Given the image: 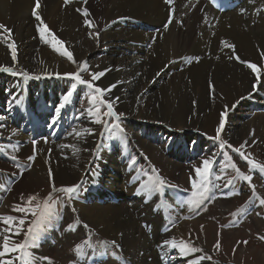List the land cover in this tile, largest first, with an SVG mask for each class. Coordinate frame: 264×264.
<instances>
[{
	"label": "bare ground",
	"instance_id": "6f19581e",
	"mask_svg": "<svg viewBox=\"0 0 264 264\" xmlns=\"http://www.w3.org/2000/svg\"><path fill=\"white\" fill-rule=\"evenodd\" d=\"M34 2L0 0V21L9 22L7 27L12 30L17 48L15 64L41 77L44 73L62 75L70 69L76 72V64L40 40L31 15ZM85 6L90 18L99 25L98 40L90 38L84 18L76 11ZM170 10H174L173 22L166 29ZM39 12L49 28L66 42L75 60L91 63V72L107 70L96 82L104 88L116 85L106 97L122 108L130 120L151 126L131 123L127 147H112L117 153L116 159L104 169L101 167L99 176L91 177L89 165L95 157L94 151L102 144L101 128L95 134H87L85 130L92 125L87 120L79 131L80 136L74 135L70 142L66 139L79 129L81 123L77 118L83 119L85 114L73 112L72 116L77 117L67 121L72 117L69 102L57 115L55 109L68 91L62 84L56 87L60 91L57 93L52 91L54 85L46 81L37 80L31 86L27 78L14 76L6 88L0 87V118L4 120L0 124V145L11 143L13 156L17 158L36 153L33 165L21 166L17 175L10 172L17 162L6 166L0 163V214L20 215L11 212V206L20 203L23 187L28 182L43 186L49 192L51 183L56 181L61 184L78 179L91 182L84 199L78 197L77 202L64 205L65 214L60 219L54 215L44 221L40 236L51 240L31 249L38 259L48 258L40 259V264H64L67 255V259H78L80 264H175L176 260L187 264L177 251L174 250L173 256L174 252L169 253L162 245L168 239L187 240L190 236L196 246L208 254H224L223 259L230 264H264V241L258 238L264 236V221L256 217L258 199L249 202L252 191L236 195L237 182L225 186L223 180L217 181L212 175L213 198L195 217L185 201L197 190L182 186L185 179H191L192 184L196 178L194 169L202 166L205 156L216 153L212 145L203 146L197 135L191 148L186 149L190 135L202 133L205 143H209L207 135L215 133L224 105L231 106L241 97L245 99L235 107L236 115H229L232 131L226 137L233 142L237 139L250 144L258 141L256 151L251 152L256 158L264 153V87L253 91L254 74L237 60L228 59L231 51L222 44V41L234 44L242 60L256 63L264 72V0H246L221 14L213 10L208 0H173L172 5H166L164 0H87L86 5L83 0H71L67 6L64 0H41ZM235 14L243 15L245 20ZM211 15L221 16L219 34L233 36L236 41L231 42L228 36L211 38L208 32ZM8 42L0 38V65L13 64ZM195 57H200L199 62ZM7 109L11 117L4 113ZM255 111L259 114L251 117ZM74 121L78 123L72 127ZM64 124L69 125L68 130H62ZM171 128L173 133H169ZM142 130H149L153 140L142 137ZM253 130L254 135H250ZM61 145H75L79 151ZM132 155L138 157L137 162H128ZM262 157L258 162H264ZM161 165L170 179L180 180L181 184L166 183L161 192L149 195L141 186L153 181L156 174L161 178L158 171ZM26 167L32 168L26 170ZM137 189H141L140 194ZM255 190L260 197L261 190ZM96 196L95 201L88 202ZM98 199L103 202L99 203ZM116 199L118 204L114 203ZM243 200L245 203L239 206ZM128 202L136 204L129 206ZM162 206L169 210V220L162 218ZM234 211L239 213L234 218H243L245 222L230 228L233 224L227 216ZM32 220L33 217L27 216L28 223ZM167 223H172V228L164 236L159 225ZM146 225L151 226L150 232ZM217 232L221 240L218 253L213 250ZM61 236L67 237L64 241L69 245L55 241ZM16 239L22 241L23 235ZM113 240L117 247L111 244ZM245 240L246 245H237L238 241ZM78 246L80 252L76 251ZM149 249L155 250L156 255ZM159 253H163V259Z\"/></svg>",
	"mask_w": 264,
	"mask_h": 264
},
{
	"label": "snow or ice",
	"instance_id": "6c2138e0",
	"mask_svg": "<svg viewBox=\"0 0 264 264\" xmlns=\"http://www.w3.org/2000/svg\"><path fill=\"white\" fill-rule=\"evenodd\" d=\"M71 0H64V5L67 6ZM166 5H172L173 0H164ZM84 5L87 4V0H83ZM41 7V0H35L34 7L32 9V17L36 21L35 27L39 34L40 40L51 47V49L58 53L61 57L66 58L68 61L77 65V71L74 73H65L63 74L66 77H69L73 83L70 85V89L66 92V94L62 97L59 106L56 107L55 112L57 115L61 112V110L66 107V105L70 102L71 97L74 94V91L77 89L78 85H82L90 90H92V95L90 97V102H92V107L88 108V114L91 117H94L93 123L103 125L105 128H113L119 130V132L123 133L125 130L121 127L119 123L121 117L124 115L123 113H117L114 110V101L104 99L105 94L110 92L112 88H115L116 85H110L107 88L98 86L95 82L100 80L103 77L107 70L91 72L90 65L87 61H77L74 59V54L72 51L68 50L65 46L66 42L60 39L48 26V24L42 18L39 9ZM76 11L82 15L84 18L83 24L89 29L90 38L99 39L100 31L99 25L96 24L91 18L90 11L85 6L83 8H77ZM171 15L169 16L168 23L165 25L167 29L168 25L173 22L174 10H170ZM113 21L112 23H115ZM96 29V31H92ZM7 34V35H4ZM0 38L5 41H10L7 43V48L11 51V60L13 64L17 63V48L15 41L12 40V30L8 28L6 25L0 24ZM223 47L227 48L231 51V55L228 56V59H235L242 65H245L248 69L251 70V73L254 74V82L252 84L253 91L259 90V88L264 87V74L261 73L256 63H251L242 60L239 55L235 52V45L229 44L227 41H222ZM264 55V54H262ZM195 60L199 62L200 57H195ZM0 72L10 73L13 76H23L29 79H40L39 75L31 76L27 71H20L15 69L12 66H2L0 65ZM82 73H89L91 79H85ZM45 76H50L53 74L44 73ZM57 77L61 76L60 73H55ZM214 91V88H213ZM119 99L118 97L116 98ZM245 99V97H241L240 100ZM240 100H237L235 104L228 105L225 104L223 110L219 113L218 125L215 128V135L209 137L214 142L218 144L220 149L219 155L222 156L225 161L224 167L220 169L219 174L215 175V180L220 181L224 179V174L226 169H231L235 175L232 178H229L225 182V186H231L235 181H244L247 182L249 187L252 190V199H258L259 204L264 206V198L257 197L255 185L252 184V175L245 174L238 167L237 163L233 160V155L235 154L242 161H245L247 166L249 167V171H259L260 173H264V164L256 162L254 159L250 158L251 153H247L246 149L251 145L248 144V141L242 142L239 146H233L228 141L222 138V131L225 128L227 123V117L229 115V111L234 109L239 103ZM102 108H106V111H101ZM104 117L111 118L112 123L109 124L108 121L104 119ZM2 119V118H0ZM55 123V121H53ZM75 132V135L80 136V132ZM85 132L89 135L93 134L91 129H86ZM250 135H254L253 132ZM36 141H33L35 145ZM255 143V141H253ZM61 147H71L74 152L79 151V149L75 145H61ZM230 150V151H229ZM231 153V154H230ZM216 155V154H214ZM11 159L13 161L17 160L16 156H12ZM36 159V153L34 151L33 155L27 157L29 162H34ZM216 161L212 158H205L202 160L201 167H196L194 169L196 178L192 179L191 187L196 189L197 191L193 192L192 197L187 199L185 203L188 208L196 211L201 209L206 202L210 201L213 198V193L211 191V177L213 174V169ZM52 176L51 169H49V177ZM166 182L163 178H157L155 181H151L147 185H142L141 188L146 190L149 195L152 193H159L164 188ZM81 185L79 183L69 185V186H61L57 188L55 183H51V193H57L55 198L49 194V196L43 201L40 202L37 194L28 195L26 200L24 195L21 194L20 203L14 204L11 206V212L19 213L20 215H5L0 214V264H40V259L47 260V257L38 259L35 254L31 251L32 248L38 247L37 241L40 238L41 232L44 230L43 224L44 221L47 220L52 214L53 210L56 208L58 203H71L75 200L80 191ZM141 189H137V194H140ZM239 195V193H235ZM35 202V204H33ZM39 210V214L37 213ZM75 212V208L72 209ZM245 211V209L240 210ZM31 214L35 219L28 223L27 228H25V224L27 221V216ZM232 215H239L238 212L232 213ZM259 215V213H257ZM85 228L88 227L87 224L83 225ZM147 227V225L145 226ZM226 227V226H221ZM201 230H203V225H201ZM23 235V240H17L16 237ZM220 232H217V239L213 245V250L217 253L221 250V240H220ZM198 238V237H197ZM260 240L264 241V236L258 237ZM248 241H238L237 245L244 244L246 245ZM113 247H117V242L113 240L111 242ZM162 247L167 248L168 252H172L173 250L177 251L179 255L186 259L187 264H203L204 261L216 262L213 261L212 255L205 253L202 247H198L195 245L191 236L189 239H180L177 241L175 238L165 240L163 242ZM77 252H80L81 249L79 246L76 249ZM235 251V248L233 249ZM191 257V258H189ZM163 259V257H162Z\"/></svg>",
	"mask_w": 264,
	"mask_h": 264
},
{
	"label": "rangeland",
	"instance_id": "374dc122",
	"mask_svg": "<svg viewBox=\"0 0 264 264\" xmlns=\"http://www.w3.org/2000/svg\"><path fill=\"white\" fill-rule=\"evenodd\" d=\"M235 15H237V16H239V17H241L243 20H245L244 19V16L243 15H241V14H235ZM211 18H212V21L210 22V24L208 25V32H209V34H212V36H211V38H213V37H215L216 36V38H218V39H221L222 37H230V38H232V40H231V42H233V41H236V39L233 37V36H230V35H228V34H219V22H220V19H221V16L219 17V16H214V15H211L210 16ZM217 17V18H216ZM214 21H216L215 23L216 24H214ZM130 22H131V20H130ZM9 22H1L0 21V24H4V25H6V26H8L9 24H8ZM217 31V32H216ZM214 34V35H213ZM220 35V36H219ZM223 35V36H222ZM220 37V38H219ZM35 61H36V59H35ZM190 61V60H189ZM90 66L92 65L91 63H88ZM2 66H12V67H14L15 69H17V70H20V71H26L22 66H20V65H18V64H8V65H2ZM90 69H91V67H90ZM71 71L70 72H67V73H74V71H72L73 69H70ZM28 72V71H27ZM262 74H264V72H261ZM29 74L31 75V76H37V75H39V74H36V73H32V72H30L29 71ZM65 74V73H64ZM0 75L2 76V80L0 81V87H3V88H6V85L7 84H10L11 82H10V78H12V77H14L13 75H11L10 73H5V72H0ZM82 75H83V77L85 78V79H91V76H90V74L89 73H82ZM40 76V75H39ZM4 77L5 78H8L9 77V80H5L4 79ZM20 77H23V76H20ZM41 77V76H40ZM28 79V82L30 83V85L32 86V85H35L34 84V82L35 81H37V80H42V81H46L47 83H49V84H52V85H54L53 86V89H52V91L53 92H57V93H59L60 91H58L57 89H56V87H58V86H60V84H62L63 86V88H65L66 90H69L70 89V85H71V83H73L74 81H72L69 77H66V76H64L63 74L61 75V76H59V77H57L56 75L55 76H53V75H50V76H43V77H41L40 79H34V78H32V79H29V78H27ZM5 80V81H4ZM52 83H51V82ZM67 81V82H66ZM97 82V81H96ZM95 82V83H96ZM4 84V85H3ZM91 95H92V90H90V89H88V88H86V87H84V86H82V85H78V87H77V89L74 91V94H73V96L71 97V99H70V104H69V107H70V109H72V111H71V113H69L70 114V116H72V113L73 112H75L76 114H78V112H80V113H83V114H85V116H83V119H80L79 117V119L77 118V120L81 123V125L79 126V129L76 131V132H79L82 128H83V126H84V124L87 122V120H90V122H91V130H92V133H94L95 134V132H96V130H97V128L100 126V128H101V132H102V135H100V137L102 138V144L99 146V148L98 149H96L94 152V158H93V161H92V163H90V165H89V173H90V176L92 177V176H94V177H97V176H99L100 175V170H101V167L104 169V167L108 164V163H110L111 162V160H115L116 159V157H117V153L115 154L114 153V151H113V149H114V147H117V146H121V147H127V143H128V141H129V129H130V124L131 123H140V124H143V125H145V127L146 128H148V127H151L150 125H148V124H144V123H142V122H140V121H136V120H130L128 117V115L124 112V110L122 109V108H117L116 107V105H114V110L117 112V113H123L124 114V116H122L121 117V120H120V124H121V127L125 130L123 133H121V132H119V130H117V129H113V128H111V127H109V128H105L103 125H100V124H96V126H95V124L93 123V119H94V117H91V116H89V114H88V108L89 107H92L93 105H92V102H90V97H91ZM214 97L216 96V95H213ZM104 99H106V100H110V99H108L107 97H106V94H105V97H104ZM214 100H215V98H214ZM211 102H214L213 101V97H211ZM2 105V100H1V96H0V106ZM101 111L103 112V111H106V108H102L101 109ZM237 111L238 110H236V108H234V109H232V110H230V112H229V115L230 114H234V115H236V113H237ZM4 113L5 114H9V116L11 117V113L8 111V109L7 110H5L4 111ZM69 114H68V116H69ZM256 114H259V111H255L252 115H251V117H254ZM229 115H228V117H227V123H226V125H225V128H224V130L222 131V133H221V135H222V138L224 139V140H226V141H228L230 144H232L233 146H239L242 142L240 141V140H236L235 142H233V141H231V139H229V138H227L226 136L229 134V132H231L232 130H231V126H230V122H229ZM0 116H1V114H0ZM69 116V117H70ZM131 116V115H130ZM75 118L77 117L76 115L74 116ZM74 117L72 116L71 118H68L67 119V121H69L70 122V120L72 119V121L74 120ZM104 119L106 120V121H108L109 122V124H111L112 123V120H111V118H108V117H104ZM78 121L77 122H73L72 123V127H75L76 126V124L78 123ZM4 122V120H2V119H0V124H2ZM229 124V125H228ZM67 126H69L68 124H64V125H62V130H68V128H67ZM46 129V131H47V128H45ZM136 130H139V129H137V127H136ZM49 132V131H48ZM174 132V128H171V130H170V132L169 133H173ZM141 134H142V137H144V136H149L150 137V139H149V141H152L153 140V135H151V132L149 131V130H142L141 131ZM75 135V133L71 136V137H67L66 139H68L69 140V142L70 141H72V137ZM200 138V140H201V144L203 145V146H205V147H208V146H213V149H215V152L216 153H211V154H209V155H207V156H205V158H212V159H214L215 161H216V163H215V165H214V169H213V176H215L216 175V172H217V170L219 169V168H222V167H224V165H225V161L223 160V158H222V156L221 155H219V153H220V149H219V147H218V144L216 143V142H214L212 139H210L209 137H212V136H214L215 135V133H210L209 135H207L208 136V138L210 139V142H212V143H205V139H204V135L202 134V133H198V132H194L193 134H191L190 135V137H189V139H188V144L185 146V148L187 149H190L191 148V144H193V140L197 137V136ZM61 136V135H60ZM75 136H77V135H75ZM196 136V137H195ZM78 137V136H77ZM195 137V138H194ZM33 138V137H32ZM256 139H258V138H256ZM255 139V140H256ZM2 142H7V141H5V140H2ZM258 141H256L255 143H248L249 145H251L250 147H248L247 149H246V152L247 153H251V157L250 158H252V159H254L256 162H258L261 158H263L262 156H264V153H262V154H260V156H261V158H256L255 157V154L254 153H252V152H255L256 151V148H257V146H258V143H257ZM25 143H29V142H25ZM121 143V144H120ZM105 144H106V146H105ZM27 145V144H26ZM101 147V148H100ZM110 147V148H109ZM112 147H113V149H112ZM102 148H105L104 150H102ZM108 150V151H107ZM259 150V149H258ZM230 151V150H229ZM252 151V152H251ZM31 152V151H30ZM106 152V153H105ZM13 154H14V147L12 146V144L11 143H4V144H2V145H0V163L2 164V165H4V166H6V165H8L9 163H11V162H13V160L11 159V157L13 156ZM214 154H216V155H214ZM231 154V153H230ZM29 154H25V155H23L22 156V158H17V160L15 161V162H17L18 163V165H15L16 167H12L11 169H10V172H11V175L12 174H18V172L19 171H21L22 169V167L21 166H25V165H27V163H30V164H32L33 165V163L34 162H29L28 160H27V157L26 156H28ZM112 155V156H111ZM114 155H116V157L114 156ZM233 155V160L237 163V165H238V167L241 169V171H243L245 174H249V175H252V177H253V179H252V184H254L255 185V188H258V189H260L261 190V194H260V197L261 198H264V173H260L258 170L257 171H252V172H250L249 171V167L247 166V164H246V162L245 161H242V160H240L239 158H238V156H236L235 154H232ZM109 158H108V157ZM105 157V158H104ZM104 160V161H103ZM137 160H138V157L137 156H135V155H132V156H130L129 158H128V162H133V163H135V162H137ZM106 163V164H105ZM258 163H262V164H264V162L263 161H260V162H258ZM104 164V165H103ZM31 166V165H30ZM138 166H140V163H138ZM32 168V167H31ZM30 167H26V170H29V169H31ZM25 170V171H26ZM184 171L186 170L185 168L183 169ZM17 171V172H16ZM24 171V172H25ZM158 171L160 172V177L161 178H163L164 180H165V182L166 183H168V184H171V185H175V186H179V184H181V182H180V180H174V179H170V177H168V173L165 171V166L164 165H161V166H159L158 167ZM23 172V173H24ZM94 172V173H93ZM186 172L189 174V171H187L186 170ZM226 172H227V174H225L224 175V179H223V184H225V182H226V180L227 179H229V178H232L234 175H235V173L229 168V169H226ZM158 174H156L155 175V177H153V181H155L157 178H158V176H157ZM173 176V175H172ZM93 177V178H94ZM181 177H183L182 175H180V178ZM93 178H90V180L91 179H93ZM235 182H237L238 183V185H239V188H238V190L236 191V192H238L240 195H244V194H247V193H249V192H251L252 190H251V188L249 187V185H248V183L247 182H244V181H239V180H237V181H235ZM55 183V182H54ZM77 183H79L80 185H81V188H80V191H79V195H78V197H81L82 199H84L85 198V195H86V193H87V191H88V188L90 187V181L89 180H86V179H78V180H75V181H72V182H70V183H67V184H61L60 182H57L56 181V184H55V186L57 187V188H59V187H61V186H69V185H73V184H77ZM182 186H184V187H189V188H192L191 187V179H185L184 180V183H183V185ZM23 195H24V198H25V200H26V198H27V196L28 195H32V194H37L38 195V198H39V200H40V202L41 203H43V201L49 196V194L51 193V191L49 192V191H47V190H43V186H40V185H36V186H33L32 184H31V182H28L27 184H25L24 185V187H23ZM51 195L55 198L57 195H59V194H57V193H51ZM78 197L75 199V200H73V201H75V202H77L78 201ZM98 198V196H96V198L94 199V200H92V201H88L89 203L90 202H93V201H95L96 199ZM118 201H119V199H116L115 201H114V203L115 204H118ZM98 202L99 203H101V202H103V201H101V200H99L98 199ZM85 204H87V202H84ZM245 203V200H243L241 203H240V205L239 206H242L243 204ZM33 204H35V202H33ZM129 206H134L136 203L135 202H128L127 203ZM64 205H65V203H58L57 204V206H56V208L53 210V215H51L47 220H51L53 217H54V215H55V217L54 218H57V219H60V217L61 216H63L64 214H65V211H63L64 209ZM258 209H259V211H258V213H259V215H257L256 214V217H258L259 219H261V220H263L264 221V206H261L260 204H258ZM61 211V212H60ZM235 212V211H234ZM233 212V213H234ZM37 213L39 214V210H37ZM28 216H31V217H33L31 214H29ZM59 217V218H58ZM33 219H35V217H33ZM227 220L229 221V223H232L233 225L230 227V228H235L236 226H238V225H240L241 223H243V222H245V219H243V218H238V219H235L234 218V215H232V213L231 214H229L228 216H227ZM27 223H28V221H26V224H25V227L27 228ZM27 225V226H26ZM58 229V228H57ZM146 229H147V231L148 232H150V230H151V226L150 227H146ZM169 232H167V233H165V234H162V235H166V234H168ZM51 234H53V232L51 233ZM96 238H98L97 236H95ZM67 237L66 236H61L59 239H56L55 241H59V242H62V244H63V246L65 245V244H67V245H69V243L68 242H66V241H64L65 239H66ZM48 240H51L50 239V237H47V238H43L42 236H40V238H39V240L37 241V243L38 244H42V245H44L45 243H46V241H48ZM150 250V252H151V254L154 256V255H156V253H155V250H153V249H149ZM154 251V252H153ZM174 252V250L172 251V253ZM206 253V252H205ZM161 254V255H160ZM59 255H62V254H59ZM163 255V253H159V256H160V258L161 257H163L162 256ZM175 255V252L173 253V256ZM210 255H212V257H213V261L214 262H216V264H230L229 262H227V261H225L224 259H223V257H224V254H222V255H219V256H217V255H214V254H210ZM69 255H67V257H68ZM67 257H66V260H65V262H64V264H80L77 260L78 259H76V260H73V259H67ZM164 257H165V255H164ZM172 260V256L171 257H169V259H168V262H170ZM50 261H52V259H50ZM204 264H213V262H210V261H204L203 262ZM175 264H179L178 263V260H176L175 261Z\"/></svg>",
	"mask_w": 264,
	"mask_h": 264
}]
</instances>
